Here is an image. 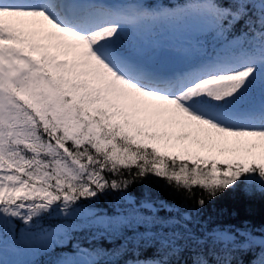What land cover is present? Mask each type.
<instances>
[{
    "label": "snow or ice",
    "instance_id": "1",
    "mask_svg": "<svg viewBox=\"0 0 264 264\" xmlns=\"http://www.w3.org/2000/svg\"><path fill=\"white\" fill-rule=\"evenodd\" d=\"M236 189L264 196V0H0V253L32 257L3 264H264V223L208 213Z\"/></svg>",
    "mask_w": 264,
    "mask_h": 264
},
{
    "label": "trees",
    "instance_id": "2",
    "mask_svg": "<svg viewBox=\"0 0 264 264\" xmlns=\"http://www.w3.org/2000/svg\"><path fill=\"white\" fill-rule=\"evenodd\" d=\"M158 2L168 6L173 2L180 3L183 0H158ZM146 186H151L154 192L159 193L161 198L169 202L194 206V200L186 199L188 193L183 190L177 191L174 187L167 186L163 180L153 177H149L142 183L134 184L129 191L134 195H139ZM195 191L198 195L201 194L199 189ZM107 206L108 203L104 200H101L97 205L100 209L107 208ZM208 213L222 223H239L241 220H248L259 225L264 223V196L259 193L250 196L240 189L228 191L208 205ZM59 220V217H49L44 223L45 226H48L49 223L55 224ZM16 224L17 229L22 227L18 221ZM80 239L83 240V237ZM98 243L103 244L104 247H110L107 242ZM85 246L87 247L88 244L85 243ZM43 259L46 260L48 257H43Z\"/></svg>",
    "mask_w": 264,
    "mask_h": 264
},
{
    "label": "rangeland",
    "instance_id": "3",
    "mask_svg": "<svg viewBox=\"0 0 264 264\" xmlns=\"http://www.w3.org/2000/svg\"><path fill=\"white\" fill-rule=\"evenodd\" d=\"M18 231H19V228L17 229V234H18ZM31 258L32 257H29L25 254L14 252L11 248H9L7 251L0 253V264H3V262L5 260H7V261H19V260H26V259H31ZM38 258L39 257H36V259H38Z\"/></svg>",
    "mask_w": 264,
    "mask_h": 264
},
{
    "label": "bare ground",
    "instance_id": "4",
    "mask_svg": "<svg viewBox=\"0 0 264 264\" xmlns=\"http://www.w3.org/2000/svg\"><path fill=\"white\" fill-rule=\"evenodd\" d=\"M10 251V250H9Z\"/></svg>",
    "mask_w": 264,
    "mask_h": 264
}]
</instances>
